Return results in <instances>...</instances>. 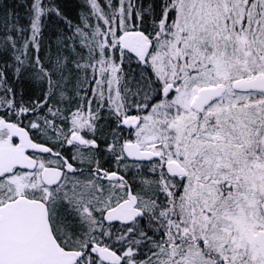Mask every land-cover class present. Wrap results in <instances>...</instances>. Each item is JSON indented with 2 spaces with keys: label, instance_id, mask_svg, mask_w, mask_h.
I'll return each instance as SVG.
<instances>
[{
  "label": "snow or ice",
  "instance_id": "snow-or-ice-1",
  "mask_svg": "<svg viewBox=\"0 0 264 264\" xmlns=\"http://www.w3.org/2000/svg\"><path fill=\"white\" fill-rule=\"evenodd\" d=\"M0 264H264V0H0Z\"/></svg>",
  "mask_w": 264,
  "mask_h": 264
}]
</instances>
